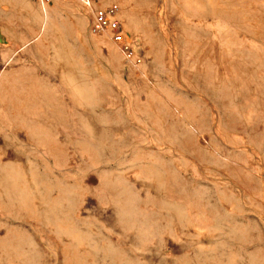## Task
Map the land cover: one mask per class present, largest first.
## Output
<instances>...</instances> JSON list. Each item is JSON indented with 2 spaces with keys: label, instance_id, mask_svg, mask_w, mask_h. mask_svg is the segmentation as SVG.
I'll return each instance as SVG.
<instances>
[{
  "label": "rangeland",
  "instance_id": "obj_1",
  "mask_svg": "<svg viewBox=\"0 0 264 264\" xmlns=\"http://www.w3.org/2000/svg\"><path fill=\"white\" fill-rule=\"evenodd\" d=\"M0 0V264H264V0Z\"/></svg>",
  "mask_w": 264,
  "mask_h": 264
},
{
  "label": "built area",
  "instance_id": "obj_2",
  "mask_svg": "<svg viewBox=\"0 0 264 264\" xmlns=\"http://www.w3.org/2000/svg\"><path fill=\"white\" fill-rule=\"evenodd\" d=\"M43 4L53 3L54 0H38ZM88 6L95 5L93 9V20L90 32L94 36L109 35L112 41L117 44L124 54L126 60L133 66L138 67L142 64V58L138 56L128 41L124 37V28L118 19L120 6L117 3H111L106 7L101 5L103 0H84Z\"/></svg>",
  "mask_w": 264,
  "mask_h": 264
}]
</instances>
